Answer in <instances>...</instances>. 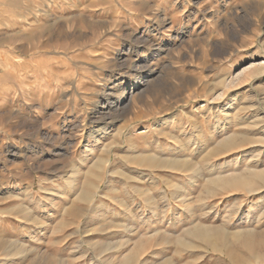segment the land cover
Masks as SVG:
<instances>
[{
  "label": "rangeland",
  "instance_id": "1",
  "mask_svg": "<svg viewBox=\"0 0 264 264\" xmlns=\"http://www.w3.org/2000/svg\"><path fill=\"white\" fill-rule=\"evenodd\" d=\"M253 172L264 0H0V264H264Z\"/></svg>",
  "mask_w": 264,
  "mask_h": 264
},
{
  "label": "bare ground",
  "instance_id": "2",
  "mask_svg": "<svg viewBox=\"0 0 264 264\" xmlns=\"http://www.w3.org/2000/svg\"><path fill=\"white\" fill-rule=\"evenodd\" d=\"M248 55H249L250 58H255V57L261 55V53H259V51H257V50L256 51L254 50V51L250 52ZM122 136H123V134H121V142L123 144V141L124 140H123V137ZM244 140L246 141V137H245ZM248 144H249V142H248ZM242 145H243V143H242ZM236 146H238V145H236L235 140L232 137H229V138H226L224 141L222 140V142L218 145L217 149H218V151H225V150L228 151L229 149L232 150V149L236 148ZM138 158H140V157H138ZM155 158H153V160L150 161L151 166H154L155 163H157L156 167L159 168L160 170H163V171L169 170V171H172V172H175V171L176 172L177 171H181L182 172V171H186L188 169V167H187V161H185L184 159H179V158H172V159H166V158L165 159H163V158L162 159H157L156 158L155 159ZM133 160H132V162H133ZM140 160L137 159L134 162H136L137 164H140V162L142 163V160L141 161ZM143 162H144V160H143ZM190 165H192V164H190ZM230 165H231L230 161H227L225 167H228ZM140 166H141V164H140ZM212 182L213 183H216V184H219L220 186L225 187V188L226 187L227 188H229V187L230 188H239V189H245V191H247V190L248 191H251L249 189L252 188V187H254V186H260L259 188L264 187V172L258 173V174H256V173L253 172V173L247 175L246 177L237 176V177H232V178H228V179H220V178H218V179L212 180ZM74 187H75V183L73 182L71 184V190L74 189ZM65 198H67V197L65 196ZM89 198H91V197H89ZM261 202H262V199H260L257 202H255L254 203V204H256L255 207L256 206H259ZM210 232L211 231L205 230L203 228L202 230H200V229L196 230L194 234L196 236H198V237H201L202 238V242H204L207 246H209L210 248H212L213 251H217V247L211 241H209V239H210ZM259 245L264 246V241L262 243H260ZM243 247H245V248H247V247L248 248H251L252 245L245 243L243 245ZM229 250H232L231 248H229V244L228 243L227 244L223 243L222 244V252H221L222 255L226 259L228 258V259L232 260V255L230 254Z\"/></svg>",
  "mask_w": 264,
  "mask_h": 264
}]
</instances>
